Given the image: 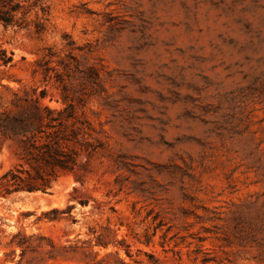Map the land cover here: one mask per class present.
Wrapping results in <instances>:
<instances>
[{"label": "rangeland", "instance_id": "1", "mask_svg": "<svg viewBox=\"0 0 264 264\" xmlns=\"http://www.w3.org/2000/svg\"><path fill=\"white\" fill-rule=\"evenodd\" d=\"M14 2L0 110L64 87L96 150L0 197V264H264V0Z\"/></svg>", "mask_w": 264, "mask_h": 264}, {"label": "trees", "instance_id": "2", "mask_svg": "<svg viewBox=\"0 0 264 264\" xmlns=\"http://www.w3.org/2000/svg\"><path fill=\"white\" fill-rule=\"evenodd\" d=\"M15 0H0V25L12 27L17 23L16 13L22 10ZM26 12H22L25 16ZM5 66L11 62L0 54ZM49 69L43 71V75ZM61 91V109H51L44 104L46 92L35 90L15 94L11 109L0 110V136L17 145L19 163L0 176V197L12 193H46L63 176L78 168L81 154L91 156L96 145L91 141L90 125L78 106Z\"/></svg>", "mask_w": 264, "mask_h": 264}]
</instances>
